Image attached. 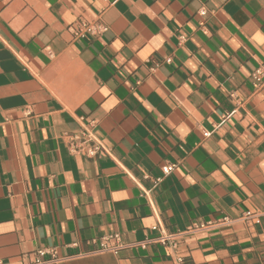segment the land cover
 Wrapping results in <instances>:
<instances>
[{
  "label": "crops",
  "instance_id": "1",
  "mask_svg": "<svg viewBox=\"0 0 264 264\" xmlns=\"http://www.w3.org/2000/svg\"><path fill=\"white\" fill-rule=\"evenodd\" d=\"M89 121L109 155L70 153ZM173 254L264 264V0H0V263Z\"/></svg>",
  "mask_w": 264,
  "mask_h": 264
},
{
  "label": "built area",
  "instance_id": "2",
  "mask_svg": "<svg viewBox=\"0 0 264 264\" xmlns=\"http://www.w3.org/2000/svg\"><path fill=\"white\" fill-rule=\"evenodd\" d=\"M203 14V13H202ZM106 31L105 25L99 23V22H86V21H80L78 24V28L74 32V36L76 38H83L87 34L91 35H100ZM170 60L167 59L166 62H169ZM252 77L255 81V86H259L262 82V72L260 69H257L252 74ZM83 121V119H82ZM94 128H95V122L89 121L86 123L83 130L78 135H70L68 136V149L71 154L83 156L86 158H97L102 155H109L108 150L96 139L94 135ZM204 137H208L209 133L204 132ZM174 166L169 165L166 167H163L161 169L163 175H168L172 172ZM255 214L247 212L244 214L242 218L244 219H254ZM232 223V220L228 217H223L222 219H219L215 222H209L206 224H200L198 226L193 227L194 230H201L210 226H222V225H229ZM157 227H153L152 230H156ZM157 241L162 244L168 246L171 251L175 253V250L177 248L176 243L171 239V237L165 233H161L159 237L157 238ZM94 243H97V249L96 252H111L116 254L118 251L121 242H120V236L118 234H110L107 236H104L97 241L94 240ZM110 242H114V246H109ZM35 255L39 258H44L46 255L50 257L51 260H56L57 254L55 249H39L35 252ZM173 261L175 264H187L185 259L182 256H179L178 254H173ZM1 264V263H0Z\"/></svg>",
  "mask_w": 264,
  "mask_h": 264
}]
</instances>
